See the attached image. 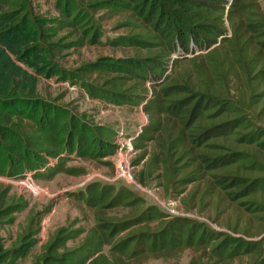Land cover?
<instances>
[{"label": "rangeland", "instance_id": "rangeland-1", "mask_svg": "<svg viewBox=\"0 0 264 264\" xmlns=\"http://www.w3.org/2000/svg\"><path fill=\"white\" fill-rule=\"evenodd\" d=\"M62 1L22 0L24 10L18 16H9L6 23L12 24L9 27L11 34L25 40L14 57L37 75L35 96L38 101L48 103L50 109L46 111V120L57 123L63 136L71 130L88 137L92 133L91 128L101 126L110 132L106 138L111 139L116 148L111 154L97 155L94 150L78 154L73 149L74 145L69 147V151L65 150L63 158L52 157L54 159L49 166L55 165L54 169L39 165L41 169L22 171L21 175L0 174V207L8 203L18 204L6 215L0 210V243L3 247L15 248L9 252L8 258L0 260V264H45L43 256L50 243L56 250L55 254H60L81 243L97 221L106 220L110 225L130 219L149 207H157L162 212L161 218L151 216L141 222L131 221L133 223L115 231V237L123 238L130 234L134 238L140 230L161 228L166 220L181 223L185 231L187 224L182 222V217H186L185 221L204 225L207 231L205 238L199 241L197 231L194 239L186 241L185 232L181 239L174 240L175 244L170 245L167 241L161 247L156 244L153 249L146 244L130 253L131 243L126 251L113 254L117 264H264V213L255 215L245 204L228 197L213 181L216 176L201 172L192 174L194 163L188 162L183 172H171L169 162L164 159L167 147L163 140L168 114L163 111L155 115L153 107L149 106L152 92L157 89L153 84L166 80L168 75V80H171L177 71L185 72L193 64V56L205 54L219 43L220 37L206 49L193 46L187 52L180 47L174 51L169 48L166 38H160L164 41L162 44L157 42L158 35L122 0ZM218 1L225 3L222 29L230 34L231 22L226 11L232 0ZM257 1L263 6L264 0ZM76 2L82 3L87 10L85 17L89 16L83 28L75 27L70 19L71 7ZM38 32H41L40 37ZM249 34L247 31V36ZM144 35L148 39L146 42L137 40ZM251 44L257 46L254 40ZM175 52L183 60L173 64ZM153 54L159 55L167 65L160 79L147 76L149 73L139 69L136 72L145 76L132 73L127 67L98 63L99 60H108V57L122 63L134 58L144 64L143 60ZM230 75L234 85V76ZM263 85L264 80L257 89ZM116 90L140 92L142 102H130L125 97L113 100L108 94ZM41 109V105L36 109L38 118L41 117ZM55 109L61 115L55 116ZM69 114L75 122L84 120V129L74 124H62ZM250 117L256 124L264 126V100L252 107ZM138 124L143 125L135 135ZM129 136H134L130 144L127 142ZM75 140L76 137L73 142ZM255 149L253 144L247 143V154L254 155ZM257 153L261 164L255 162L252 172L247 170L248 178L264 174V149ZM121 158L128 159L133 181L117 173ZM181 161L176 159L179 165ZM25 175H31L32 185L38 191L23 183L21 179ZM183 176L189 178L182 180ZM102 186L111 190L101 202L125 188L130 195L118 199L113 206L99 207L98 202H87L89 188H94L96 195ZM127 199H131L130 202H124ZM174 227L180 230L178 226ZM57 234L62 236L55 239ZM247 240L253 242L249 248L245 243ZM230 242H239V246L228 253ZM110 245L106 243L103 251L110 253Z\"/></svg>", "mask_w": 264, "mask_h": 264}, {"label": "trees", "instance_id": "trees-1", "mask_svg": "<svg viewBox=\"0 0 264 264\" xmlns=\"http://www.w3.org/2000/svg\"><path fill=\"white\" fill-rule=\"evenodd\" d=\"M122 1L128 3L134 14L158 35L157 42L162 44L164 41L160 38H166L169 40V48L174 51L177 47L185 52L192 50L193 46L206 49L220 37L219 43L209 48L205 54L194 55L193 64L185 72L177 71L171 80H168V75L166 80L153 84L157 89L152 92L149 106L153 107L155 115L163 111L168 114L163 140L167 147L164 159L169 162L171 172H183L188 162L194 163L192 174L201 172L211 177L216 176L213 181L228 197L245 204L255 215L264 213V174L248 178L246 173L247 170L252 172L255 162L261 164L257 152L264 149V126L256 124L250 117L252 107L264 100V85L260 90L257 89L264 80V4L260 6L257 0H232L226 11L231 22V32L227 34L222 29L225 3L218 0H132L131 4L129 0ZM5 4L6 8L3 7ZM81 4L76 2L71 7L70 19L77 28H83L89 18L85 17L87 10ZM24 8L22 0H0V174L13 176L23 174L22 171L39 170L41 167L54 169L55 165L49 166L54 159L52 157L63 158L65 150L69 151V147L74 145L73 149L78 154L93 150L97 155L113 153L116 145L106 138L110 132L105 127L95 125L90 129L92 133L88 137L71 130L68 135L63 136L57 123L46 120V111L50 107L47 102L38 101L35 96L37 75L18 63L14 57L25 40L22 36L11 34L9 27L12 24H6L9 16H18ZM247 31L250 32L248 36ZM40 36L41 32H38V37ZM137 40L146 42L148 39L144 35ZM252 40L256 41V47L252 46ZM175 53L173 64L183 60L182 56ZM107 59L99 60L98 63L110 67H127L132 73L145 76L136 72L139 69L149 73L147 76L154 79H160L163 70L167 68L165 61L154 54L145 59L143 57L144 64L134 58L124 60L125 63ZM230 74L234 76V85L231 84ZM69 78L72 80V76ZM108 96L113 100L125 97L130 102H142L139 99L140 92L116 90ZM39 105L42 107L40 118L36 115ZM54 111L55 116L61 115L56 109ZM65 123L67 126L78 125L80 129L86 126L84 120L75 122L70 114L63 120L62 124ZM102 141L110 144L104 145ZM247 143L256 147L254 155L247 154ZM175 154L177 156L173 158ZM176 159L182 160L180 165L176 163ZM187 178L189 177L183 176L182 180ZM93 190L94 188H89L86 201L98 202L99 207L113 206L118 199L130 195L125 188L101 202L111 188L102 186L96 195ZM15 204L8 203L0 207L3 215L16 209L18 204ZM160 213L162 212L157 207H149L130 219L110 225L106 220L97 221L82 242L73 248L55 254L56 250L50 243L43 256L44 263L117 264L113 254L126 251L131 243L130 253L146 244L151 249L161 247L167 241L170 245L175 244L174 240L181 239L185 232L186 241L194 239L197 231L199 241L205 238L207 231L205 232L204 225L197 226L190 220L185 221L186 217H182V222L187 224L185 231L181 223L166 220L161 228L140 230L134 238L130 234L128 237H115V231L133 223L131 221L141 222L151 216L161 218ZM174 226H178L180 230H175ZM61 236L62 234H57L55 239ZM223 241L225 238L220 245ZM106 243L111 244L110 253L103 251ZM245 243L247 248L249 244H253L248 240ZM238 246L239 242H230L227 252ZM14 249L3 247L0 243V260L8 258L9 252ZM17 250L21 252L19 247Z\"/></svg>", "mask_w": 264, "mask_h": 264}, {"label": "built area", "instance_id": "built-area-1", "mask_svg": "<svg viewBox=\"0 0 264 264\" xmlns=\"http://www.w3.org/2000/svg\"><path fill=\"white\" fill-rule=\"evenodd\" d=\"M142 125L143 124H138L139 129L136 131L135 135H138L139 134ZM133 138H134V136H129L127 138V142H129V144H130V141H132ZM117 173H119L120 176H123L128 181H133V178H132V175H131L130 169H129V161H128L127 158H125V159L124 158H121L120 159L119 163L117 164ZM21 180H23V183L25 185H27L28 187L35 189V191H38L39 190L37 187H35L34 185H32L33 182H32L31 175H25L24 178H22Z\"/></svg>", "mask_w": 264, "mask_h": 264}]
</instances>
